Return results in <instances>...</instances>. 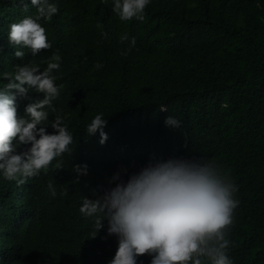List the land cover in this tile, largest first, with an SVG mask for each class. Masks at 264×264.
Masks as SVG:
<instances>
[{
  "label": "trees",
  "instance_id": "16d2710c",
  "mask_svg": "<svg viewBox=\"0 0 264 264\" xmlns=\"http://www.w3.org/2000/svg\"><path fill=\"white\" fill-rule=\"evenodd\" d=\"M54 2L57 13L40 21L51 47L36 55L23 48L19 58L8 26L35 8L0 0V73L17 64L42 70L58 53L55 83L62 87L49 120L61 116L73 135L72 151L47 171L20 185L0 177V264H108L117 237L106 232V218L92 236L94 220L79 212L83 198L114 187V173L126 181L149 161L170 157L221 166L239 201L228 255L233 264H264V0H151L143 21L127 22L110 0ZM125 33L136 43L122 55ZM42 96L17 95V115L26 117L24 106ZM97 113L106 120L102 144L99 132L85 131ZM168 116L180 125H166ZM74 164H87V174L77 178ZM150 260L141 254L137 264Z\"/></svg>",
  "mask_w": 264,
  "mask_h": 264
},
{
  "label": "clouds",
  "instance_id": "9594fccd",
  "mask_svg": "<svg viewBox=\"0 0 264 264\" xmlns=\"http://www.w3.org/2000/svg\"><path fill=\"white\" fill-rule=\"evenodd\" d=\"M25 11L29 5L34 15H26L9 24L7 41L14 47V55L23 58V48L33 55L49 49L45 28L40 21H48L57 13L54 0H15ZM108 4L109 0H101ZM111 9L121 21L145 18L144 11L151 0H110ZM121 41L128 40L123 50L127 55L135 47V37L129 40L125 33ZM20 46L19 48L15 46ZM61 57L54 52L42 70L39 64H17L13 72L0 73L7 82L0 85V177L25 183L33 176L47 171L50 163L63 153L72 151L73 135L56 115L49 120V112H55L52 101L60 93L56 72ZM94 67H103L97 62ZM12 90H15L13 92ZM32 90L43 93L24 106L25 115H17L16 96L27 98ZM164 110V106H160ZM104 115L97 113L85 127L89 135L99 132V142L107 138L103 131ZM51 125L53 132H46ZM165 124L178 127L180 121L168 116ZM26 150L16 151L20 145ZM184 147L191 149L189 142ZM73 170L87 174V164H74ZM114 187L96 198L85 196L79 212L94 220L95 236L107 219L106 232L117 237V248L108 264H137L138 257L147 253L150 264H233L228 255L231 241L228 231L233 223L234 210L239 204L235 198L237 186L223 172L221 166L204 157L192 159L170 157L149 161L139 171L131 173L127 180L114 173ZM55 196L52 184L48 185Z\"/></svg>",
  "mask_w": 264,
  "mask_h": 264
}]
</instances>
